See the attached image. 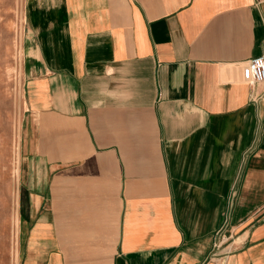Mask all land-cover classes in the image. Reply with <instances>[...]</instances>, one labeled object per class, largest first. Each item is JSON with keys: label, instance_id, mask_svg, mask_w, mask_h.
<instances>
[{"label": "crops", "instance_id": "obj_1", "mask_svg": "<svg viewBox=\"0 0 264 264\" xmlns=\"http://www.w3.org/2000/svg\"><path fill=\"white\" fill-rule=\"evenodd\" d=\"M23 12L17 262L264 264V0Z\"/></svg>", "mask_w": 264, "mask_h": 264}, {"label": "rangeland", "instance_id": "obj_2", "mask_svg": "<svg viewBox=\"0 0 264 264\" xmlns=\"http://www.w3.org/2000/svg\"><path fill=\"white\" fill-rule=\"evenodd\" d=\"M24 0H0V264H20L17 189ZM17 259L18 262H17Z\"/></svg>", "mask_w": 264, "mask_h": 264}, {"label": "built area", "instance_id": "obj_3", "mask_svg": "<svg viewBox=\"0 0 264 264\" xmlns=\"http://www.w3.org/2000/svg\"><path fill=\"white\" fill-rule=\"evenodd\" d=\"M243 70L245 72L244 80L248 84L253 85L255 83L264 81V56L257 55L249 58L243 64ZM216 234L218 235V238L214 243V248L219 249L226 238L220 231H218Z\"/></svg>", "mask_w": 264, "mask_h": 264}]
</instances>
